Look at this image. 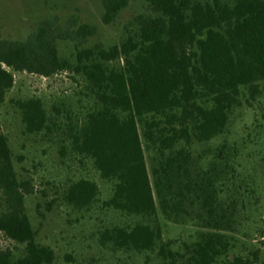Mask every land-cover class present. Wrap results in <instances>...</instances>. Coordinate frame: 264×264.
<instances>
[{
	"label": "trees",
	"instance_id": "trees-1",
	"mask_svg": "<svg viewBox=\"0 0 264 264\" xmlns=\"http://www.w3.org/2000/svg\"><path fill=\"white\" fill-rule=\"evenodd\" d=\"M145 1L150 13L136 18V31L110 48L86 47L98 30L76 17L65 24L45 20L24 41H0V115L15 84L12 71L44 78L70 71L83 78L93 106L64 134L76 154L91 159L101 178L114 183L105 206L146 221L106 231L105 240L121 249L155 251L162 239L160 211L168 221H192L203 230L185 252L162 244L163 264H218L231 250L226 232L233 213L219 183L226 184L232 167L225 146L207 168L198 165L189 147L224 134L243 97L261 94L264 0ZM102 4V22L112 25L128 0ZM59 42L74 44V63L61 56ZM16 106L28 134L61 129L41 99ZM143 140L156 156L151 174ZM0 193V234L24 246L19 258L11 249L0 251V264H53L55 252L37 243L26 208L34 189L15 170L1 116ZM99 194L95 182L81 179L66 189L64 200L84 210ZM227 264L255 262L227 257Z\"/></svg>",
	"mask_w": 264,
	"mask_h": 264
},
{
	"label": "rangeland",
	"instance_id": "rangeland-1",
	"mask_svg": "<svg viewBox=\"0 0 264 264\" xmlns=\"http://www.w3.org/2000/svg\"><path fill=\"white\" fill-rule=\"evenodd\" d=\"M149 13L145 0H128L115 23L104 25L102 0H0V41H24L45 20L59 18L65 24L76 17L80 23L97 27V35L86 47L101 44L110 48L136 31V18ZM58 47L62 57L75 62L73 43L59 42ZM12 73L15 84L1 109L2 130L9 139L20 180L31 183L34 189L26 197L27 214L37 233V243L55 252L53 264H163L158 254L162 244L185 252L187 246L198 240L203 230L195 222L177 224L166 220L159 211L157 222L162 239L155 251L121 249L106 241V231L131 228L146 221L105 206L113 196L114 183L101 178L91 159L76 154L64 134L71 123L81 120L93 106L85 80L70 71L51 78ZM32 98L43 101L61 129L38 135L26 132L16 103ZM143 144L151 174L156 156L144 140ZM223 146L232 169L226 184L219 183V189L233 216L226 232L231 250L218 264H227V257L232 262L242 258L264 264V83L256 99L248 94L243 97L224 134L207 144L193 143L189 151L200 167L207 168ZM81 179L95 182L100 194L89 209L77 210L65 202L64 194ZM3 211L0 193V215ZM6 249H11L16 258L24 253V246L0 234V251Z\"/></svg>",
	"mask_w": 264,
	"mask_h": 264
}]
</instances>
